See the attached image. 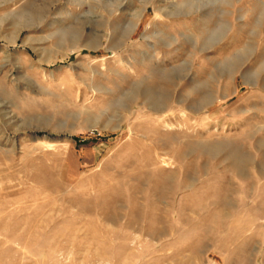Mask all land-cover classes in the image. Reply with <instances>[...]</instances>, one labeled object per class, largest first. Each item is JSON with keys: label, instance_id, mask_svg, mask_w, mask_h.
<instances>
[{"label": "rangeland", "instance_id": "obj_1", "mask_svg": "<svg viewBox=\"0 0 264 264\" xmlns=\"http://www.w3.org/2000/svg\"><path fill=\"white\" fill-rule=\"evenodd\" d=\"M0 264H264V0H0Z\"/></svg>", "mask_w": 264, "mask_h": 264}, {"label": "bare ground", "instance_id": "obj_2", "mask_svg": "<svg viewBox=\"0 0 264 264\" xmlns=\"http://www.w3.org/2000/svg\"><path fill=\"white\" fill-rule=\"evenodd\" d=\"M134 27V26H133Z\"/></svg>", "mask_w": 264, "mask_h": 264}]
</instances>
